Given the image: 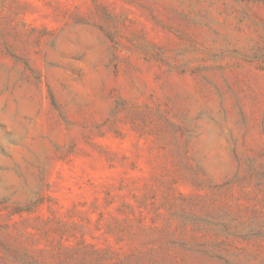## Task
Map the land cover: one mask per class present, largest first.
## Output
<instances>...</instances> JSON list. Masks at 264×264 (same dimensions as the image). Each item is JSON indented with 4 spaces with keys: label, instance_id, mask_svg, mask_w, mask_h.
<instances>
[{
    "label": "rangeland",
    "instance_id": "obj_1",
    "mask_svg": "<svg viewBox=\"0 0 264 264\" xmlns=\"http://www.w3.org/2000/svg\"><path fill=\"white\" fill-rule=\"evenodd\" d=\"M0 264H264V0H0Z\"/></svg>",
    "mask_w": 264,
    "mask_h": 264
}]
</instances>
